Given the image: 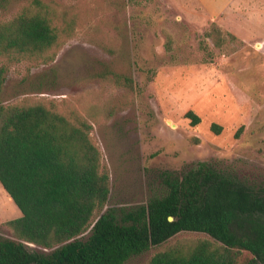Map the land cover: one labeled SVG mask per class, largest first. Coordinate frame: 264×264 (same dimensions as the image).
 Listing matches in <instances>:
<instances>
[{"label": "rangeland", "instance_id": "rangeland-1", "mask_svg": "<svg viewBox=\"0 0 264 264\" xmlns=\"http://www.w3.org/2000/svg\"><path fill=\"white\" fill-rule=\"evenodd\" d=\"M31 1L0 0V21ZM40 1L64 10L72 32L51 62L8 64L0 103L54 101L92 126L110 180L92 222L106 213L124 219L165 193V174L201 162H218L232 177L264 187V0ZM212 24L236 40L215 46L205 35ZM111 74L131 79L133 89ZM189 111L199 124L191 125ZM19 216L0 186L1 238H13L6 222ZM203 239L181 232L125 264H149L169 246Z\"/></svg>", "mask_w": 264, "mask_h": 264}, {"label": "trees", "instance_id": "trees-1", "mask_svg": "<svg viewBox=\"0 0 264 264\" xmlns=\"http://www.w3.org/2000/svg\"><path fill=\"white\" fill-rule=\"evenodd\" d=\"M71 32L67 13L40 0L0 21V93L8 64L51 62ZM220 34L212 24L205 35L217 47L236 40ZM111 77L133 89L131 79ZM185 117L192 126L200 122L191 111ZM91 130L76 110L54 101L0 103V186L20 212L6 222L13 238L0 237V264H125L181 232L208 239L169 246L149 264H264V187L232 177L218 162L165 174V193L145 207L124 219L106 213L92 222L107 202L110 180ZM26 244L52 251L37 253Z\"/></svg>", "mask_w": 264, "mask_h": 264}, {"label": "crops", "instance_id": "crops-1", "mask_svg": "<svg viewBox=\"0 0 264 264\" xmlns=\"http://www.w3.org/2000/svg\"><path fill=\"white\" fill-rule=\"evenodd\" d=\"M218 16H219V15H218ZM209 17H210V16H209ZM210 19L213 20V21H215L217 18H211V17H210ZM1 188H2V187H1ZM11 201H12V200H11Z\"/></svg>", "mask_w": 264, "mask_h": 264}, {"label": "water", "instance_id": "water-1", "mask_svg": "<svg viewBox=\"0 0 264 264\" xmlns=\"http://www.w3.org/2000/svg\"><path fill=\"white\" fill-rule=\"evenodd\" d=\"M169 221H172V218L171 217H169Z\"/></svg>", "mask_w": 264, "mask_h": 264}]
</instances>
